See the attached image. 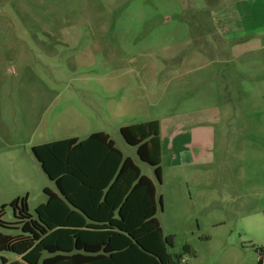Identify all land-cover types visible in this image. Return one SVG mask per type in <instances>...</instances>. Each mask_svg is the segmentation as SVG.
<instances>
[{
    "label": "rangeland",
    "instance_id": "1",
    "mask_svg": "<svg viewBox=\"0 0 264 264\" xmlns=\"http://www.w3.org/2000/svg\"><path fill=\"white\" fill-rule=\"evenodd\" d=\"M150 121L159 179L120 135ZM93 133L153 182L181 264H264V0H0L1 219L58 194L33 147Z\"/></svg>",
    "mask_w": 264,
    "mask_h": 264
},
{
    "label": "trees",
    "instance_id": "2",
    "mask_svg": "<svg viewBox=\"0 0 264 264\" xmlns=\"http://www.w3.org/2000/svg\"><path fill=\"white\" fill-rule=\"evenodd\" d=\"M120 135L159 179L158 122L123 127ZM31 152L58 194L44 189L47 201L35 209L37 218L24 199L11 203L14 223L4 222L0 211V229L10 232L0 231V254L23 261L1 257V264H181V255L168 252L174 236L164 238L156 218L162 199L153 182L108 135L64 139ZM184 252L192 251L185 246Z\"/></svg>",
    "mask_w": 264,
    "mask_h": 264
},
{
    "label": "crops",
    "instance_id": "3",
    "mask_svg": "<svg viewBox=\"0 0 264 264\" xmlns=\"http://www.w3.org/2000/svg\"><path fill=\"white\" fill-rule=\"evenodd\" d=\"M220 97H222V95H221V92L220 93H218V94H216L215 96H214V98H216V99H220ZM213 104V103H212ZM210 105V107H208L207 109L208 110H210V111H208L209 112V117H208V120H206V121H208L210 124H212L213 123V120H212V118L213 117H215V113H217V107L215 106V104L214 105ZM158 122V121H157ZM211 141V140H210ZM45 189H48V188H45ZM50 190V189H49ZM54 193V192H53ZM40 206V205H39Z\"/></svg>",
    "mask_w": 264,
    "mask_h": 264
}]
</instances>
